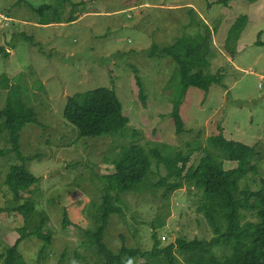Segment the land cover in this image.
<instances>
[{"label":"rangeland","instance_id":"rangeland-1","mask_svg":"<svg viewBox=\"0 0 264 264\" xmlns=\"http://www.w3.org/2000/svg\"><path fill=\"white\" fill-rule=\"evenodd\" d=\"M70 0L62 11L63 23L53 13L36 10L56 0H0V76L31 106L37 123L21 133L26 167L39 182L28 191L15 192L6 184L11 166L20 162L6 137L0 135V244L2 250L45 219L51 243L39 259L44 241L32 235L20 244L27 264H103L85 235L97 225L104 194L102 177L115 173L113 162L124 147L139 146L150 155L152 167L138 190L121 196L122 216H110L105 244L114 252L123 245L144 252L154 246L156 233L164 248L177 239L210 240L211 228L198 212L203 193L185 179L169 178L164 164L177 153L190 157L196 167L207 154L220 155L225 169L237 167L209 144L222 126L227 139L257 146L259 174L249 175L252 191L264 178V0ZM241 16L247 22L240 35L231 28ZM75 18V22H70ZM209 41L207 75L220 74L207 96L190 88L180 109L183 131L177 134L171 118L182 86L178 65L168 56L151 58L153 46L164 48L187 36L196 44ZM193 38H196L194 40ZM199 42H198V41ZM144 88V105L136 77ZM100 87H113L130 120L116 137L82 138L64 117L69 97ZM8 91L0 88V109ZM158 156V157H159ZM180 183L165 195L158 184ZM246 181L241 183L244 188ZM26 202L34 205L27 225L24 214L13 210ZM6 210V211H5ZM243 223L256 221L243 212ZM67 217L65 222L64 218ZM221 257L227 248H217ZM181 259L180 253L176 251ZM166 264L165 260L138 258L126 264Z\"/></svg>","mask_w":264,"mask_h":264},{"label":"trees","instance_id":"trees-1","mask_svg":"<svg viewBox=\"0 0 264 264\" xmlns=\"http://www.w3.org/2000/svg\"><path fill=\"white\" fill-rule=\"evenodd\" d=\"M227 1L222 0L218 3ZM69 2L70 0H56L54 6H43L36 11L40 15H43V11H49L53 13L55 22L63 23L61 14ZM247 18L239 17L231 28V33L237 34L238 37L245 27ZM74 19L70 18L69 21L75 22ZM210 39L211 32L208 30L200 44L183 36L171 46L161 49L159 46H153L149 53L151 58L168 56L178 65L182 91L171 113L177 134L183 131L180 105L188 90L195 88L207 96L210 88L213 85H220L223 80L222 75L218 73L207 75L204 72L208 66ZM3 54L8 56V50L0 47V55ZM136 80L144 105L141 78L137 76ZM12 85L8 76H0V88L8 91L6 105L0 109V135L6 137L11 144L6 153L15 154L20 162L19 165L11 166L6 176V184L17 195L18 192L28 191L39 182L26 167L27 161L33 157H25L20 146L21 133L29 125L36 124L37 117L35 110ZM64 117L78 130L80 137L86 139L119 136L130 122L123 113L122 103L113 87H100L69 97L64 108ZM218 129V135L211 137L209 144L225 157V161L236 164L235 168L225 169L220 155L212 153H207L196 167L189 166L190 157L182 153L166 158L154 153V156L164 164L169 178L185 179L203 193L198 212L207 220L213 237L210 240L177 239L175 243L162 248L157 234L154 233V246L147 252L126 245L114 252L105 244L104 235L110 216H122L124 212L120 207L123 204L121 196L138 190L152 167L150 155L141 147L131 145L124 147L119 159L113 162L115 173L102 177L104 194L98 208L97 225L94 230L85 233L90 240V247L97 250L103 264H126L138 258L155 260L162 258L166 264H264V178L259 179L261 187L258 191L251 190L249 178V175L259 174L261 153L256 145L248 146L227 139L222 126ZM244 180L246 185L242 188L241 183ZM167 181L164 179L158 184L159 187L166 188L167 196L182 188L180 183L168 184ZM34 210V205L26 202L13 211L24 214L28 225L32 217L29 218V215ZM244 211L254 213L256 221L243 223ZM3 212L0 209V215ZM64 220L67 221L66 216ZM45 222L42 217L41 223L34 231L26 226L21 228L20 238L13 246L2 250L0 244V264H27L20 244L32 235L45 243L39 254L41 259L52 239L51 232L45 233ZM217 248H227L231 253L219 257L215 252ZM176 251L180 253L181 259Z\"/></svg>","mask_w":264,"mask_h":264},{"label":"built area","instance_id":"built-area-1","mask_svg":"<svg viewBox=\"0 0 264 264\" xmlns=\"http://www.w3.org/2000/svg\"><path fill=\"white\" fill-rule=\"evenodd\" d=\"M0 23H5V26H7L9 23V19L5 15L0 14Z\"/></svg>","mask_w":264,"mask_h":264}]
</instances>
